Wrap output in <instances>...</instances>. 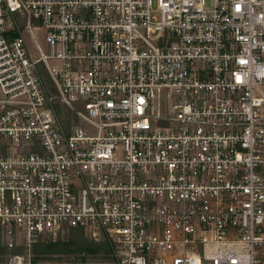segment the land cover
Returning a JSON list of instances; mask_svg holds the SVG:
<instances>
[{
  "label": "built area",
  "instance_id": "obj_1",
  "mask_svg": "<svg viewBox=\"0 0 264 264\" xmlns=\"http://www.w3.org/2000/svg\"><path fill=\"white\" fill-rule=\"evenodd\" d=\"M74 228L111 264H264V0H0V232Z\"/></svg>",
  "mask_w": 264,
  "mask_h": 264
},
{
  "label": "rangeland",
  "instance_id": "obj_2",
  "mask_svg": "<svg viewBox=\"0 0 264 264\" xmlns=\"http://www.w3.org/2000/svg\"><path fill=\"white\" fill-rule=\"evenodd\" d=\"M23 34L31 52L35 54L36 57H39V51L36 48L34 40L31 38L30 33L26 30L25 32H23ZM35 35L41 48L47 52L45 32L41 29H37L35 30ZM44 75L47 79V75L45 74V72ZM74 235L76 236L77 240L78 238L80 239L82 237L90 243V253L80 252L57 255L36 254V251L40 249L38 245L46 244L49 241L58 242L68 240L69 238L71 239L72 237H74ZM12 242L14 243V246H11ZM99 243L103 244L104 247L101 245H95ZM108 245L109 244H107L106 242H98L92 240L89 235L84 232L71 233L69 231H62L56 236L52 235L40 239L38 242L34 243L31 249L29 250L21 239L18 238L15 241H11L5 235V233L0 232V264L8 263L10 258L15 255L27 257L29 253H31L33 262L35 264H111L115 262V259L112 255L111 248ZM72 249H75V247H72Z\"/></svg>",
  "mask_w": 264,
  "mask_h": 264
},
{
  "label": "trees",
  "instance_id": "obj_3",
  "mask_svg": "<svg viewBox=\"0 0 264 264\" xmlns=\"http://www.w3.org/2000/svg\"><path fill=\"white\" fill-rule=\"evenodd\" d=\"M63 231H69L71 233L83 232L80 229H76V228L65 229ZM95 245L96 246L101 245L104 247V245L101 243L95 244ZM38 247L40 249H38L36 251V254H40V255H42V254H44V255H47V254L57 255V254L80 253V252L90 253V251H91L90 243L82 237L80 239L78 238V240H77L75 235H74V237H72L71 239L69 238L68 240L58 241V242L49 241L46 244L38 245ZM72 247H75V249H72Z\"/></svg>",
  "mask_w": 264,
  "mask_h": 264
}]
</instances>
